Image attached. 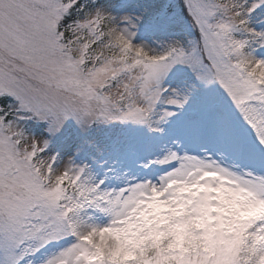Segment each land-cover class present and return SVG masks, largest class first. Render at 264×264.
Returning a JSON list of instances; mask_svg holds the SVG:
<instances>
[{"label":"snow or ice","instance_id":"6c2138e0","mask_svg":"<svg viewBox=\"0 0 264 264\" xmlns=\"http://www.w3.org/2000/svg\"><path fill=\"white\" fill-rule=\"evenodd\" d=\"M258 10L168 0L183 38L153 47L104 5L0 0V264H264ZM69 120L129 126L132 163L65 159L51 141Z\"/></svg>","mask_w":264,"mask_h":264},{"label":"rangeland","instance_id":"374dc122","mask_svg":"<svg viewBox=\"0 0 264 264\" xmlns=\"http://www.w3.org/2000/svg\"><path fill=\"white\" fill-rule=\"evenodd\" d=\"M168 0H83L86 8L91 5H104L108 7L114 15L139 16L137 28L135 30L134 42L144 41L150 46L158 47L157 42H164L172 39H182L183 34L180 25H171L166 13H162L163 5ZM175 4L177 11L180 12L183 7V0H171ZM260 13L253 17L256 21L260 19ZM183 16L187 19L186 11ZM258 29L264 27V20L260 23H253ZM254 52L258 56H264V48H255ZM38 135L47 137V133L40 128L33 129ZM139 134L130 130L129 126L119 123H96L77 126L69 120L65 123L63 129L52 139L51 149H58L60 154L66 159L72 156L77 162L87 161L89 157L95 156L98 161H123L125 164H131L126 149L127 146L137 140ZM139 148V145H137ZM81 151L77 154L76 149ZM142 158V157H141ZM103 220V217H99Z\"/></svg>","mask_w":264,"mask_h":264},{"label":"clouds","instance_id":"9594fccd","mask_svg":"<svg viewBox=\"0 0 264 264\" xmlns=\"http://www.w3.org/2000/svg\"><path fill=\"white\" fill-rule=\"evenodd\" d=\"M80 235L82 239L92 244L99 254H102L105 251L106 243H111V241L108 240V237L104 235L103 229L94 225L83 227ZM113 250L119 251L120 249L115 248Z\"/></svg>","mask_w":264,"mask_h":264},{"label":"trees","instance_id":"16d2710c","mask_svg":"<svg viewBox=\"0 0 264 264\" xmlns=\"http://www.w3.org/2000/svg\"><path fill=\"white\" fill-rule=\"evenodd\" d=\"M83 1V0H82Z\"/></svg>","mask_w":264,"mask_h":264}]
</instances>
